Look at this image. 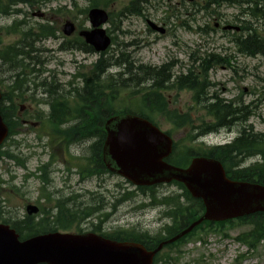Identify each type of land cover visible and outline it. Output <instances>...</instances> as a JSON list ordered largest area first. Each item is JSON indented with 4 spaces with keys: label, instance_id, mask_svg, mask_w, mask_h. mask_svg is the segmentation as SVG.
<instances>
[{
    "label": "rangeland",
    "instance_id": "1",
    "mask_svg": "<svg viewBox=\"0 0 264 264\" xmlns=\"http://www.w3.org/2000/svg\"><path fill=\"white\" fill-rule=\"evenodd\" d=\"M11 1L16 2L18 0ZM29 1L30 2H21L13 5L14 8L21 10L18 15L14 13L10 15L0 14V27L12 25L14 20L18 19L24 22L23 28L25 30L31 29L34 33L38 30L39 25L49 24L56 33L63 36L60 28L66 19H70L78 25L83 24L85 27L90 26L86 15L81 10L88 7L92 0ZM203 1L204 0H196L195 2L197 5L193 6L186 0H148L147 4L144 5L145 17L159 24L164 22L161 20L171 11V7L175 6L177 9V19L172 16V20H169L168 24L166 23L168 30L163 35L159 33H150L147 30V25L144 20L136 15L126 14L122 16L120 18L121 20H116L115 26L107 22L104 27L111 30L110 32L114 38V42L109 49L110 51H107L105 55L113 54L112 51H124L129 54L131 60H128V62L131 67H138L140 63L160 66L163 63H170L172 61H178L187 67V65L191 64L189 55L194 51L200 54L215 52L221 56H226L229 55L230 52H235L233 44L229 41V35H225L221 30L217 32L210 31L209 33L196 30L197 26H203L206 22L212 25L211 16H208L202 10L194 12L197 7L202 5ZM128 3L129 0H116L114 3L109 2L107 4V9L117 12ZM13 6L11 5V7ZM168 6L170 7L168 8ZM218 10L228 16L240 13V8L237 6H222ZM190 17H195V20L189 19ZM181 23H187L191 29L181 26ZM1 36L2 43L0 46L21 40L20 33H2L0 34V39ZM60 42L61 38L55 39L47 37L35 39L34 45L35 47L39 46L44 48V50H49L46 51L48 55H53V58L45 64L46 71L42 76H50L52 72H54L60 82L66 84L73 72H86L88 67L96 60L97 54H85L79 51H57ZM116 54H118V52ZM118 60L122 61L120 59ZM237 60V62L241 60L251 61L248 67V70H250L249 75L242 82L239 80L237 82H231L229 81V72L217 67L209 73L210 79L216 83L220 82L221 84H217L211 92L215 91L220 97L229 100L233 97H240L242 95L241 90H243L244 87L251 88L252 86L261 85V82L256 81L250 74L252 71L257 72L261 78H264V65L251 70V66L254 65L255 62L264 59L259 56L251 59L239 55ZM122 69H124V65H122ZM111 70L114 71L115 68ZM184 70L185 68L182 69V71ZM133 71L136 78H146L149 75L158 78V76L154 75V71L145 67H141V71L137 69ZM7 73L8 75H13L9 71ZM223 87H226V91H222ZM167 96L173 101L172 107L187 111V109L192 106L190 92L169 91ZM251 97L252 96H246L245 100L248 101ZM35 107L47 112L46 105L35 104ZM133 107H136V105ZM262 107L264 108V103ZM195 110H199V113L195 112ZM190 112L194 119L193 124L200 125L203 119L205 122L208 121V118L205 117L204 112H202L200 108L190 109ZM26 115L27 114L23 117L30 121L35 120L28 118ZM155 119L163 129L170 130L173 138L176 140L189 142L188 139H186V135L189 131H193V133L196 131L191 127L175 129L170 124L163 121L159 116H155ZM254 121L256 123L255 128L264 131V123L260 122L256 117ZM44 125L45 126L41 127L32 124H28L27 126L23 125L19 133L8 141V144H10L9 149L19 156L21 160H25V168L15 165V163L9 159L0 158L1 178L5 181L9 180V169L15 176L12 184L16 186V188H13L9 186V183L3 184L1 195V201L3 202L1 204L4 211L15 210L19 215H23L25 213L24 206L27 201L34 202L33 200L37 198L41 181L34 177H28L26 180L24 178L27 172H34L41 162L44 164L55 157V159L52 160V166L56 167L58 172L55 171L51 173L50 179L52 180L51 183L53 186L49 188H62L61 186H64L68 179L67 175L64 174L66 172V164L62 163L61 141L57 140L58 138L56 137H52L50 133L46 134L45 129L47 122ZM236 130L237 129L234 128L232 130L224 129L217 134L207 135L203 139H200V141L198 140L190 145L195 147L201 141L204 142L203 146L224 143L235 137L237 134ZM50 139L54 140L50 142ZM86 144L85 147H87L90 142L88 141ZM69 150L72 154L80 153L79 147H75L74 145H72ZM87 151H89V149H87ZM117 180L119 179L113 178L108 180V187L115 188V181ZM77 181V173L71 174L69 184L74 185ZM97 182V179L88 180L87 188L89 190L103 188L102 184L97 185ZM168 188L176 189L177 187L171 186ZM66 193H68L67 189L64 194ZM120 211H124V207L121 208ZM126 215L130 222L134 221L133 217H129V214ZM123 223H125V220ZM155 225L157 226L158 224ZM246 229L247 226L234 223L231 226L226 225L220 230L212 232H210V229L207 227L204 230H198L187 243L181 246L179 251H173V259H171L168 264H264V240L254 250H250L234 239L237 234ZM224 233L228 236H223ZM175 252H179L181 255H176ZM240 254H243V257H237Z\"/></svg>",
    "mask_w": 264,
    "mask_h": 264
},
{
    "label": "water",
    "instance_id": "2",
    "mask_svg": "<svg viewBox=\"0 0 264 264\" xmlns=\"http://www.w3.org/2000/svg\"><path fill=\"white\" fill-rule=\"evenodd\" d=\"M89 18L95 29L81 31L80 35L95 50L106 49L110 40L103 29L96 28L106 21V12L91 9ZM151 26L157 28L153 24ZM73 30L72 23L64 24V34L70 35ZM7 131L0 116V143ZM106 145L117 162L120 174L132 182L150 184L177 179L185 183L193 196L203 199L205 214L180 235L204 219L219 221L257 211L264 212V186L228 180L216 160L197 157L192 159L186 169L164 163L162 156L156 155V150L162 146L165 150L163 154H168L171 139L144 119L122 117L117 130L108 131ZM27 210L34 212L36 208L28 206ZM155 251L147 252L140 245L116 243L93 234H49L19 241L13 229L0 224V264H150Z\"/></svg>",
    "mask_w": 264,
    "mask_h": 264
},
{
    "label": "flooded vegetation",
    "instance_id": "3",
    "mask_svg": "<svg viewBox=\"0 0 264 264\" xmlns=\"http://www.w3.org/2000/svg\"><path fill=\"white\" fill-rule=\"evenodd\" d=\"M240 18L239 15H231L228 16L227 14L220 13L217 22L214 23L217 24L215 27H221L223 24H232V25H239V31L238 34L241 35L243 33V29L241 24L239 23L238 19ZM214 20L216 18L214 17ZM254 20V19H253ZM237 23V24H234ZM163 26H167L166 22L162 23ZM257 20H254L252 32L256 33L255 26H257ZM263 34V33H262ZM256 38V37H255ZM257 39V38H256ZM244 55V54H243ZM249 61H240L236 62L235 60H232L231 62L225 61L220 65V68L226 69L229 72V81L231 82H237L240 80L241 82L249 75L248 67H249ZM261 62H258L257 64H260ZM259 66L252 65L251 70L257 69ZM132 67H129L126 71L124 69H121V72H124L126 75L132 74L134 71ZM158 74H161L160 72L154 73V75L158 76ZM256 81L261 79L259 74L257 72H251L250 74ZM152 78L151 80L154 81L156 77L154 76H148ZM258 78V79H257ZM148 79V78H147ZM76 79L75 81H77ZM0 91L3 96L0 98V102L3 100H6L7 98V88H8V73L3 72V68L0 67ZM60 85H67L60 82L59 79H57ZM73 87L78 86L77 82H74L72 84ZM225 90V87L222 88ZM21 99L22 103L16 102L14 103L12 99H10L9 103H4L3 105V117L6 120V114L12 115L14 114L19 117L20 122L23 125H27L28 122H30L34 126H41L42 120H34L30 121L29 119H25L23 116L26 114L31 115L35 117L36 115V109L33 106L32 103L29 101L33 98H29L31 96H34L33 90L27 86V87H21ZM244 95L242 97H237L234 100L229 101L228 105V112L233 109L240 108L242 113L247 114V118L245 121H243V133H240V137H249L250 135L247 134L248 131L251 133L255 132L257 128H255V121L254 118L257 117V115L260 114L259 108L261 106L260 99L258 97L253 98L251 97L250 100L246 101L245 97L250 96L251 94H254L256 91H253V88L249 89L245 87L244 89ZM255 90V89H254ZM234 101V102H231ZM240 103V104H238ZM28 105V106H25ZM18 106L17 109L15 107ZM51 106V105H49ZM51 109H47V111H50ZM41 111H37L39 113ZM228 112H225L227 114ZM14 113V114H13ZM226 117V115H225ZM223 118L222 120H215L216 126H224L226 123V120L228 117ZM33 119V118H32ZM229 122H232L229 121ZM104 127V125H103ZM257 133V132H255ZM103 136V134H102ZM104 139L98 143V149H96V158H94V162L96 164V167H92V171H94L97 175H99L98 178L103 188H97L95 190H89L87 188V180H88V172H87V157H88V148H84L81 145H75V147H79L80 153L79 154H73V166L76 168V172L78 175V181L74 185H70L67 183L66 188H49L48 183H51L49 180H43L44 185L49 190V198H44V201L35 199V204L38 207L37 213L34 215V224L35 226H44L48 229L47 232H55V231H61V232H72V233H97L101 235H105L108 238L111 239H120L121 233H125L126 229L130 230L131 232L135 233H144L145 229L147 227H150V224L157 222H162L160 225L165 223L167 220L171 222L173 219L168 217V215L172 212V209L174 208L175 204L179 205H186L187 209L192 206L194 210V206L190 203V198L185 194L184 190L176 191V190H168V189H154L153 186H139V187H133L129 185L128 183H124L119 186V184L115 185V188H109L108 179L111 176H114L117 172V167L115 162L112 160L110 154L108 153L107 149H104ZM105 151V152H104ZM63 155V161L64 163L66 161L64 149L62 151ZM85 162V165L83 164ZM17 164H20V162H17ZM44 171L51 172V169L54 168L49 165V168L46 165H42ZM67 167V166H66ZM71 168L66 169L65 173H68ZM71 174V173H70ZM44 173H41V176H43ZM65 177V176H64ZM46 189V188H45ZM46 189V190H47ZM68 190V193L64 194V192ZM47 190V191H48ZM105 192L104 197H100V192ZM40 194V192H39ZM128 195L129 199L128 201L121 203L124 196ZM133 196H138L135 199L131 198ZM155 196L157 199L161 200L160 203H155L154 205L150 206V209H139V215H141L142 220L141 222H138L136 226L133 227L132 224L120 223L115 222L120 218V214L118 213L119 208L125 204L130 203L134 206L133 210H135V207L138 205H141V198L146 199L150 198L149 200H152L151 197ZM104 199V200H103ZM79 200V202H78ZM97 201V202H96ZM100 201H103L101 204ZM94 202L96 203V209L91 214H84L83 216L75 214L72 215V213L76 210H81V208L89 205H94ZM43 203V204H42ZM47 203V205H46ZM130 206V205H129ZM100 208V209H99ZM11 215L10 218L12 220H19L18 213L15 210L10 211ZM146 216V218H144ZM181 225V223L178 224V226ZM46 233V232H44ZM43 234V233H40Z\"/></svg>",
    "mask_w": 264,
    "mask_h": 264
},
{
    "label": "trees",
    "instance_id": "4",
    "mask_svg": "<svg viewBox=\"0 0 264 264\" xmlns=\"http://www.w3.org/2000/svg\"><path fill=\"white\" fill-rule=\"evenodd\" d=\"M210 1L218 2V0H210ZM12 3H14V1L0 0V13L7 14L9 12V7ZM92 3L95 5H99L100 0H92ZM129 9L134 13H139V8L136 6L135 2H132V5ZM11 30L12 29L8 27L4 31L7 33L14 31ZM45 33H50V31ZM258 40L261 44H264L262 39H258ZM86 49L90 50L88 46L86 47ZM14 51H16L14 46H7L0 48V58L2 59L4 57V54L12 53ZM104 60L105 59L101 57L97 60V63L94 64V71H97V73L95 72L92 73L93 75H88V79L86 80V84H85L86 87L84 88V90H82L83 92L77 91L73 95L74 102L71 103V107H72L71 109L74 112L73 116H75L77 121L74 126H71L69 128L68 130L69 132L66 131V135L68 136V138H71L75 135L82 136L86 140H91L92 138H100L102 127L98 125L97 123L98 120L102 117H105L107 114L111 112L118 113L115 111L116 110L120 111V109L123 107L130 108L129 105H131L130 103L134 102L133 99L138 100V108H141L142 110L145 107H147L148 104H150L149 109L155 108L158 110H164L167 106L166 98L162 95V93L158 92V90L163 87L162 80L158 79L157 82L154 84V86L151 87L150 90H148L144 88H139L138 81H140V79L130 84L129 80L123 78V75L121 74L119 75V79L115 78L114 75H110L106 77L103 76V78H100L99 72L101 71L104 65L103 62ZM203 61L204 62L209 61V58H205L203 59ZM126 63H129L127 59H124L123 61L116 60L114 62V64L129 66ZM141 67L142 66H138V71H141ZM147 77L144 79L147 81L151 80L150 77H148V79ZM174 85L179 89H184V88L194 89L195 93L193 95V99L197 104L203 105L204 108L209 110V112L211 113H213L212 109L216 107L215 109H213L214 113H216V115L219 118L221 116H224V113L223 114L220 113L224 111L226 105H224L222 100H218V99L212 102V104L208 103L205 100V96L203 92L201 90L199 91L201 87L197 82V76L193 75V72L184 75H179L178 78L174 81ZM127 87L129 88L127 89ZM122 88L125 89L123 90ZM125 91H128V95H127L128 100H125V102H123L121 98H117V97L121 96V94ZM117 102H119V104H117ZM151 104H155V105H151ZM101 110L103 111V115L100 113ZM144 114L146 113L142 112L141 115L144 116ZM50 117L52 119L58 120V118L54 114ZM186 117L187 115H175L172 116L171 119L176 122H179L177 120L181 119L183 120L182 123H185ZM237 142L238 145L236 148V152H238L242 149V147L239 143V140L238 141L236 140L234 143H232L234 145L229 144L222 147H214L213 149H202L196 153L197 155L213 156L222 159L223 161H226V163L228 164V168H231V165H233L235 162L234 159H232L229 156H226V152L228 151V146H233L234 148ZM94 146H96V143L94 144ZM188 152H191V150H189ZM243 172L241 170L233 172V176L242 180H255L257 182L264 183V172L262 173V175H258V174L246 175ZM199 206L201 211L202 209L201 201L199 202ZM191 210L192 208H190L189 212ZM238 221L249 226V229L248 231L240 233V235L237 237V240L245 244L248 247V249H254L257 246V244L264 239V213L251 214L249 216L240 218ZM227 222H232V220ZM203 224H208V226H210L211 228L212 226L215 225H220V226L224 225L223 222H218V223L204 222ZM16 230L22 235V231L28 230L29 232H32L34 228L32 227L31 223H27L26 225L23 226V228L21 229L16 228Z\"/></svg>",
    "mask_w": 264,
    "mask_h": 264
},
{
    "label": "bare ground",
    "instance_id": "5",
    "mask_svg": "<svg viewBox=\"0 0 264 264\" xmlns=\"http://www.w3.org/2000/svg\"><path fill=\"white\" fill-rule=\"evenodd\" d=\"M236 5L240 8V18L238 19V21L242 26L243 33L240 36L233 38V42L247 49L250 53L256 55L257 57L259 56L264 59V44H261L259 40L252 35V28L254 24L253 19L255 18V14L253 13V11L258 7V3L255 4L253 2H250V0H241L238 1ZM15 15H18V13ZM23 26L24 22L16 19L14 20L10 28L14 31L23 33V30H25ZM6 28L7 27L1 26L0 30ZM101 57H103L105 60L103 61L104 65L99 72L100 78H103V76L106 77L114 75L115 78L119 79V75L121 74L123 75V78L129 80V83L139 79L136 78L134 73L126 75L124 72L116 73L112 71V63H114V59H112L113 55H100L97 58L99 59ZM52 58L53 55H48V52H46V50H38L34 45V39L32 38V36L27 34L23 37L22 43L17 47L16 51L4 55V57L0 61V67L3 68V72L9 71L14 76H22L23 73H29L30 75H33V84L30 86V89L39 93L38 95H36L37 99L45 100L52 104L53 102H56L61 97L66 95L68 92H71V89L68 86L60 85L57 80L47 81L43 78L42 75L46 71L45 64H47ZM213 61L217 62L218 60L214 59ZM160 73L161 74H158V78L155 79V82H157L158 79L162 81L165 80L167 72L165 70H162ZM146 81L147 80H144L143 83H145ZM224 111L228 112V108L226 107ZM65 112H67V109H57L54 115L57 118H60ZM226 117H228L225 123L226 128H228L229 130H232L233 128L237 129V141L239 140L240 145H242L241 151L238 152H236L238 142L235 144L234 148L233 146H228L226 156L234 159L236 166H238V170H241L242 172L244 171L243 173H245L246 175H262V173L264 172V154L255 155V160H251L252 157L249 156V150L255 143H264V138H258V134L256 136L250 135L249 137L239 136L240 133H243V121H245L247 118V114L242 113L240 108L233 109L232 111L230 110L226 114ZM231 120L232 122H229ZM74 125L75 123H71V126ZM75 139L77 143L82 147H89V145L85 147L87 145V140L84 139V137L76 135ZM46 184H48L49 187L53 186L52 183L47 182ZM99 196L101 198L104 197L105 192H100ZM102 202L103 201H100L99 204H101ZM95 204L96 203L94 202V205L85 206L81 208V210H76L72 213V215L78 214L83 216L84 214H91L96 209ZM124 212L127 214H131L133 213V209L127 205L124 207Z\"/></svg>",
    "mask_w": 264,
    "mask_h": 264
}]
</instances>
